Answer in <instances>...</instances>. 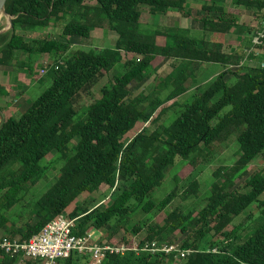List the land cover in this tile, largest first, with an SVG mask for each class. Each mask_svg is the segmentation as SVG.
<instances>
[{
	"label": "trees",
	"instance_id": "trees-1",
	"mask_svg": "<svg viewBox=\"0 0 264 264\" xmlns=\"http://www.w3.org/2000/svg\"><path fill=\"white\" fill-rule=\"evenodd\" d=\"M227 1L253 11L255 19L264 13V0H202L203 11L210 14L201 18L203 29L215 37L206 41L178 27L151 35L132 30L141 24L143 8L149 15L176 9L191 17L188 0H7L5 11L12 17V27L0 34V67L27 69L33 75L39 59L48 55L52 84L20 117L4 120L0 114L3 236L30 239L63 215L75 220L76 235L105 229L110 234L115 224L142 242L174 244L171 236L176 233L184 237L180 247L194 251L183 264H264V170L251 176L245 192L235 188L256 159L264 160V66L248 64L243 54L223 51L232 29L235 33L243 29L239 16L229 13ZM61 24L60 37L26 39L25 33ZM96 29L118 32L113 49L73 50L69 38L90 46ZM161 36L167 38L165 44L159 43ZM262 41L259 48L264 51ZM251 57L257 62L263 59ZM165 60H173L172 71L158 80L153 92L131 98V83L144 82ZM206 63L224 70L206 83L195 81L191 98L181 100L189 91L188 81ZM117 66L122 73L101 90L100 98L81 105L88 86ZM230 76L233 84L227 81ZM137 125L139 129L127 136ZM234 142L239 146L238 159L214 173V179L221 180L212 184L202 209L176 208L160 223L135 221L137 213H160L177 197L179 176L163 200H152L178 158L187 161L185 168L192 172L214 158L218 145ZM50 174L52 185L35 199L32 188ZM199 187L194 180L183 199ZM253 205L258 218L249 215L228 230ZM247 220L253 223L247 225ZM85 260L90 262L88 256L75 254L57 264ZM174 261V255L130 250L108 255L103 264ZM0 264H19V258L0 252Z\"/></svg>",
	"mask_w": 264,
	"mask_h": 264
},
{
	"label": "rangeland",
	"instance_id": "rangeland-1",
	"mask_svg": "<svg viewBox=\"0 0 264 264\" xmlns=\"http://www.w3.org/2000/svg\"><path fill=\"white\" fill-rule=\"evenodd\" d=\"M89 3L95 4L94 1H89ZM203 3L202 1L196 0H188L186 9L191 10L192 16L189 18H185L178 10L171 9L167 15H149L146 8L142 9L143 15L141 19V24L137 28H132V30L144 34V35H151L156 33L159 30L168 29V28H182V29H189L191 31V36L197 39H203L206 41L214 40V35L212 33L206 32L203 29V25L201 22V18L207 15L206 12L203 11ZM242 9V8H241ZM240 10V9H239ZM242 9V17L240 22L245 24L244 26L247 28V31H251V36L247 38L241 39V44L248 47L244 53L248 58L247 61H250V65L254 66H263L264 64H254L255 62L251 61L250 56H256L255 54L259 46H255L253 44V38L257 35L258 28L261 27V21L264 20V13L261 15L260 20H258L257 24L254 26L253 14L252 11H248ZM247 14V15H246ZM241 15V14H240ZM244 15V17H243ZM10 18L6 15L4 18L3 23L0 25V31L4 29H10ZM255 20V22L257 21ZM8 22V23H7ZM7 26V27H6ZM62 33V24L58 26H50L40 32L35 33H25L26 39L29 40L31 38L36 37H60ZM99 34H103L99 36ZM238 34V33H237ZM93 43L90 46H80L79 39L69 38L72 42L73 50L81 49V50H102L104 48H114L116 45V41L119 37L118 32L116 31H104V30H94L92 32ZM230 37V36H229ZM232 38V37H230ZM97 39L101 40L98 41ZM160 39L166 43L167 38L165 36L160 37ZM231 48H234L233 45H227L225 50L227 52L231 51ZM48 55H43L39 61L38 65L36 66L35 73L33 75H29V71L27 69H18L15 67H0V114L2 115V119L6 120L9 117H20L23 115L27 108L31 106V104L46 90L48 89L51 84L52 80L48 77ZM171 62H163L161 66L157 69L153 70L146 80L142 83L132 82L129 86L130 96L131 98L136 97L141 92H146L147 94L154 91L155 86L158 80H162L165 75H167L171 69L172 65ZM224 69L219 64H211L203 71L201 74L198 73V81L197 83L203 84L212 79H214L220 72ZM121 72V67L117 66L113 69L109 74L100 75L97 79H95L91 85L88 86L87 92L82 95V99L79 100L81 105L89 104L94 99L100 98L101 90L112 80L115 75H119ZM230 84L234 83V78L232 76L227 78ZM199 84V85H200ZM188 85L191 89L189 93L182 97V100H188L191 98L192 93L194 92V86L196 83L189 80ZM88 94L89 96H87ZM30 105V106H29ZM140 125H137L131 133L127 136H131L139 129ZM216 154L214 158L208 164H201L199 167L196 168L195 171L188 170L186 167L187 161H183L182 159L178 158L176 163L173 167H171L167 173L166 178L163 180L162 184L153 192L152 200L156 203H159L163 200L174 188L177 184L175 182V178L179 176V181L177 184V191L178 195L175 197L170 204H168L164 211L156 212L152 215H145L141 213H137L135 215V221H146L151 220V222H163L166 215L173 211L174 209L178 208L182 211H189L191 209L199 211L202 209L205 204L207 203V199L210 196L211 186L215 182V180L220 181L221 178L214 179V173L217 171L219 167L226 168L235 164L238 159V149L239 146L236 142L232 143L230 146L225 147L218 145ZM52 158V155L49 156ZM185 168V169H184ZM251 172L244 177L242 180H238L236 182L235 188L241 192H245L247 189L245 188L246 183L250 180L251 176L260 170H264V160L260 157L256 159L252 163ZM182 176L185 178L184 180L181 179ZM54 180L53 174H50L49 179L47 181H41L36 184L32 190L31 194H34L35 199H38L44 192H46L49 187L52 185ZM197 180L200 184L199 190L196 194L189 196L188 198L183 199L182 195L186 189L190 186V184ZM105 204H108V199L104 201ZM29 210L30 208H25ZM21 212V211H20ZM19 212V213H20ZM251 216L252 218L257 219L259 216V211L256 205L251 206L244 214L240 217L236 218L233 224L228 228L231 230L235 225H239L244 220H246L247 216ZM152 216V218H150ZM147 218V219H146ZM247 225L252 224L253 222L249 223L250 220H247ZM149 223V222H148ZM111 232H107V230H103L98 232V235L101 237L103 241H107L109 237L112 241H115L123 236V234H127L123 229L120 227H116L115 224L112 225ZM147 231V227L143 230L142 234H145ZM129 233L127 235H130ZM4 234L0 231V237ZM142 236V235H141ZM143 237V236H142ZM175 238L174 244H178L179 246L182 243L184 237L178 236L173 234L171 236ZM108 240V241H111ZM184 261L180 259H176L173 264H183ZM83 264H91V261L85 260Z\"/></svg>",
	"mask_w": 264,
	"mask_h": 264
},
{
	"label": "built area",
	"instance_id": "built-area-1",
	"mask_svg": "<svg viewBox=\"0 0 264 264\" xmlns=\"http://www.w3.org/2000/svg\"><path fill=\"white\" fill-rule=\"evenodd\" d=\"M260 25L257 35L253 38L255 46L263 43L264 20ZM75 230V220L61 215L30 239L0 237V252L12 258H19V264L28 261L57 264L59 259L69 258L75 254L88 256L91 264H103L108 255H125L130 250L137 254L164 253L183 260L194 252L192 249H182L178 244L142 242L135 234L126 237L123 234L115 241H103L96 230L88 231L84 235H76Z\"/></svg>",
	"mask_w": 264,
	"mask_h": 264
},
{
	"label": "crops",
	"instance_id": "crops-1",
	"mask_svg": "<svg viewBox=\"0 0 264 264\" xmlns=\"http://www.w3.org/2000/svg\"><path fill=\"white\" fill-rule=\"evenodd\" d=\"M196 1H202V0H196ZM228 4V5H227ZM227 4H226V6H227V9H228V11H229V13L230 14H233V15H235V16H239V21L241 20V17H242V9L241 8H237V7H234L233 5H231V2L230 1H227ZM240 9V10H239ZM245 11V10H244ZM170 12V11H169ZM168 12V13H169ZM246 12V11H245ZM167 13V14H168ZM166 14V15H167ZM241 14V15H240ZM252 14H253V20H252V22L254 23V26L257 24V22H258V20L260 19H258L257 20V18L255 19V16H254V13H253V11H252ZM247 15V14H246ZM243 17H244V15H243ZM186 18V17H185ZM255 20H257L256 22H255ZM239 21H238V24L240 25V26H243V29L242 30H240L239 31V33L237 34V33H235L234 32V29H232V31H231V33H230V36L232 37L229 41H228V43L224 46V49H223V51L226 53V54H232V53H240V54H242V52L243 51H245L246 49H248V47H246L245 45H243V44H241V39L242 38H247L248 36H251V32L250 31H247V28L244 26L245 24H243V22H240L239 23ZM96 30H101V29H96ZM210 33V32H209ZM99 36H102L101 38H103V34H99ZM162 37V36H161ZM98 41H101V40H99V39H97ZM158 40H159V43L160 44H165V42H163L161 39H160V37L158 38ZM92 41H93V37H92ZM91 41V42H92ZM116 42H117V40H115ZM93 43V42H92ZM227 45H233V47L234 48H231V51L230 52H227L226 50H225V48H226V46ZM256 51H257V53L255 54L256 56H263V59H262V61H260V62H257V61H255V59L253 58V57H251V61H253V62H255L254 64H264V51H262L260 48H258V49H255ZM243 56H244V58H245V62H248V63H250V61H247V56L243 53ZM166 61H168V62H171V64L170 65H172V67H173V60H165V61H162V62H160L159 63V65H157L155 68H154V70L155 69H157L159 66H161L162 65V63L163 62H166ZM212 63H206V64H204V65H202L201 67H200V69L196 72V77H195V79H193V78H191L190 80L191 81H193V83H195V81L197 82L198 81V73L199 74H201V72L203 71V69H205L206 67H208L209 65H211ZM171 71H172V69H171ZM170 71V72H171ZM169 72V73H170ZM168 73V74H169ZM221 73V72H220ZM166 76V75H165ZM218 76V75H217ZM187 85V87L189 88L188 90V92L187 93H189L190 91H191V89H190V87H189V85H188V83L186 84ZM195 87V86H194ZM194 89V88H193ZM187 93H185L183 96H185ZM182 96V97H183ZM182 97L180 98L181 100H182Z\"/></svg>",
	"mask_w": 264,
	"mask_h": 264
},
{
	"label": "water",
	"instance_id": "water-1",
	"mask_svg": "<svg viewBox=\"0 0 264 264\" xmlns=\"http://www.w3.org/2000/svg\"><path fill=\"white\" fill-rule=\"evenodd\" d=\"M6 2H7V0H0V10L3 8L4 11H5ZM5 14H6L7 16H9V15L6 13V11H5ZM9 18H10V28H11V27H12V17L9 16ZM5 31H7V29H4V30L0 31V34L3 33V32H5Z\"/></svg>",
	"mask_w": 264,
	"mask_h": 264
},
{
	"label": "bare ground",
	"instance_id": "bare-ground-1",
	"mask_svg": "<svg viewBox=\"0 0 264 264\" xmlns=\"http://www.w3.org/2000/svg\"><path fill=\"white\" fill-rule=\"evenodd\" d=\"M5 17H6L5 11H4V9L2 8V9L0 10V25L3 23ZM9 21H10V20H9ZM7 23H8V22H7ZM6 27H7V26H6ZM3 30H4V28H3Z\"/></svg>",
	"mask_w": 264,
	"mask_h": 264
}]
</instances>
